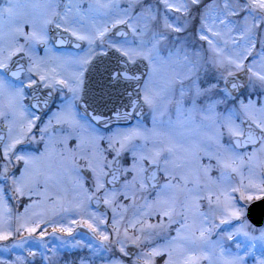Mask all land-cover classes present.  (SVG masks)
<instances>
[{
    "label": "snow or ice",
    "instance_id": "1",
    "mask_svg": "<svg viewBox=\"0 0 264 264\" xmlns=\"http://www.w3.org/2000/svg\"><path fill=\"white\" fill-rule=\"evenodd\" d=\"M195 18L199 28L181 36ZM197 38L207 49L196 47ZM68 43L77 51L57 50ZM110 53L109 81L132 91L125 88L124 112L105 117L85 97L86 73ZM209 65L216 82L205 87ZM37 84L49 98L68 94L40 126L33 111L40 99L25 103ZM144 108L151 127L140 120L120 126ZM9 194L27 197L22 213L13 212ZM101 203L127 264H157V257L162 264H264V227L247 220L264 204V0L0 4V241L19 235L21 244L28 237L43 243L49 228L72 236L76 226L101 241L98 251L110 250L107 215L91 210ZM232 221L235 230L222 227ZM240 235L235 251L225 245Z\"/></svg>",
    "mask_w": 264,
    "mask_h": 264
},
{
    "label": "water",
    "instance_id": "2",
    "mask_svg": "<svg viewBox=\"0 0 264 264\" xmlns=\"http://www.w3.org/2000/svg\"><path fill=\"white\" fill-rule=\"evenodd\" d=\"M64 35L66 36V34ZM115 66V54L110 53L107 57H97L93 62L91 70L86 73L85 97L92 105V108L96 110L97 114L103 113L105 117L110 115L114 108H118L121 112H124L125 106L129 105V97L125 88H128V91H132L126 84L113 85L109 81L108 71ZM130 70L134 71L135 69L130 66ZM140 71H143V69H140ZM128 110L130 111V108ZM89 175L87 174L86 177H89ZM92 205L101 211L104 210L102 204L99 207L95 204ZM263 214L264 204L257 203L248 214V218L254 224L259 225ZM128 250L135 251V248L132 245H128Z\"/></svg>",
    "mask_w": 264,
    "mask_h": 264
},
{
    "label": "rangeland",
    "instance_id": "3",
    "mask_svg": "<svg viewBox=\"0 0 264 264\" xmlns=\"http://www.w3.org/2000/svg\"><path fill=\"white\" fill-rule=\"evenodd\" d=\"M155 2V0H146V2ZM4 2V0H1V3H3ZM194 14H196V16H197V13L196 12H193ZM196 24H195V27L193 28V30L192 31H189L188 33H194L198 28H199V19H197L196 20V22H195ZM184 34V33H183ZM192 34H190L191 36H192ZM197 42H199V44L201 43V44H204L203 45V47H204V49H207V43L206 42H200V41H198V39H197ZM199 44H196V47L197 48H199L200 47V45ZM84 48H86L87 46L86 45H84L83 46ZM209 55H210V53H209ZM211 68H212V66L211 65H209L208 66V71H207V73H204V72H201V82H203V77H204V79H206L207 77H208V73L210 72V70H211ZM215 75H216V70H215ZM214 75V76H215ZM207 86V85H206ZM205 86V87H206ZM57 109H58V107L56 108V110H54L53 112H55V111H57ZM219 111H221L220 109H218ZM147 122L144 124L145 126H147V127H151V125H152V115H151V112H150V110L148 111V114H147ZM39 137H37V139H38ZM42 147V146H41ZM128 163H130V157H129V159H128ZM203 163L204 164H207L208 163V161H207V159H204L203 160ZM213 163H215L214 161H213ZM212 175L214 176V177H217V176H219V172L218 171H216V170H214L213 172H212ZM85 184H86V187L87 186H90V181H88V182H86L85 181ZM68 187L70 188L71 187V185H68ZM154 195H152L151 194V196L149 197V199H151L152 197H153ZM23 200H25V202H24V204H22L21 202H20V199L18 200V207H17V204L16 203H14V204H10V206L12 207V209H13V212H19L20 210V207H22L21 209H23L20 213H22L23 211H24V206H25V204L26 203H28V199H27V197H25V198H22ZM121 199V201L122 202H125V201H123L122 200V197L120 198ZM127 202H129V203H131V201H126L125 203H127ZM140 203H143V201H140ZM19 210V211H18ZM91 210L92 211H95L94 209H92L91 208ZM206 210V209H205ZM95 212H97V211H95ZM105 213H106V215H107V218H108V224H107V227H106V231L108 232V234L110 235V240L112 241V243L116 246V247H118L119 248V246H117V244H115V236H114V234L112 233V228H111V210L110 209H108L107 208V206H106V211H105ZM128 215L130 216L131 215V210L129 211V213H128ZM165 220H166V218H165ZM65 223H67V220H65L64 221ZM150 223H152V222H150ZM217 223H219V221H217ZM102 227H104V226H102ZM237 227H239V226H237ZM237 227H235V228H237ZM261 227H264V223H263V225L261 226ZM73 228H74V232H73V234H72V236H63V238H64V242H66L67 244H70V245H72V246H75L76 248L78 247H80V240H78V233L76 232V228H75V226H73ZM235 228H233V229H229V230H235ZM131 233V232H130ZM49 234H51V229L49 228ZM25 236H27V234L25 233ZM14 238V240H13V242H4V241H0V246L1 245H8V244H11L12 246L13 245H16V246H18V247H21L23 244H21L20 243V237H19V235H14L12 238H10V239H13ZM18 238V239H17ZM213 239L215 240L216 239V237L215 236H213ZM228 242H232V240H225V245L228 247V248H230L231 249V247H230V245H229V243ZM109 244V246L115 251V252H117L116 254L117 255H119V249L118 248H114V245L113 244ZM233 246H234V248L236 249V247H235V244H232ZM7 247V246H6ZM234 248L232 249V251H234ZM96 250H94V249H92V251L91 252H95ZM121 254V253H120ZM0 256L1 257H3L4 259H7V260H9V261H5V264H37L38 262L36 261L37 259H35V256L34 255H32V256H29L28 258H26V256H16V255H12V257H8L9 256V254L7 253V251L6 250H0ZM4 256H6V257H4ZM93 256V255H92ZM122 257H124V256H122ZM54 257H50V259H51V262H52V259H53ZM55 262H60V263H58V264H91V262H89V261H82V260H76V261H70V259H67V258H65V259H59V258H55V259H53ZM116 261H119L118 259H116V258H114V259H112V260H110V261H107L105 264H115V262ZM51 262H50V264H51ZM55 264V263H54ZM203 264H207V262L206 261H204L203 262ZM249 264H251V263H249Z\"/></svg>",
    "mask_w": 264,
    "mask_h": 264
},
{
    "label": "flooded vegetation",
    "instance_id": "4",
    "mask_svg": "<svg viewBox=\"0 0 264 264\" xmlns=\"http://www.w3.org/2000/svg\"><path fill=\"white\" fill-rule=\"evenodd\" d=\"M38 51H39V54L40 55H43V48L42 47L39 48ZM58 51H61L62 52V50H58ZM41 88H42V86H40L39 84H37L36 87H35V90L36 91H39ZM60 94H62V93L60 91H58V90L57 91H54L52 93V100H51L50 106L48 108V111L43 116H41V120L40 121H37V125L38 126H40L43 123V121L46 119V117H48L49 114H51L54 110H56V108L60 104L63 103L62 99L60 98ZM28 99H29V96H28ZM26 102H27V100L25 101V103Z\"/></svg>",
    "mask_w": 264,
    "mask_h": 264
}]
</instances>
